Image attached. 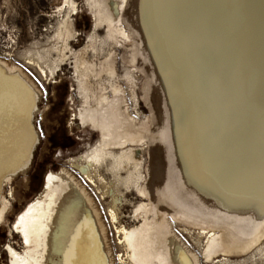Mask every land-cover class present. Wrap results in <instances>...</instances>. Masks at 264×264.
Here are the masks:
<instances>
[{
    "label": "rangeland",
    "instance_id": "1",
    "mask_svg": "<svg viewBox=\"0 0 264 264\" xmlns=\"http://www.w3.org/2000/svg\"><path fill=\"white\" fill-rule=\"evenodd\" d=\"M73 1V7H66L65 0H0V62L17 72L30 88L24 102L30 130L25 131L21 153L35 137L26 173L18 172L0 183L3 196L9 200L0 222V264H10L8 245L18 252L25 249L14 226L43 189L47 174L70 168L75 158H81L100 141L97 128L78 118L82 100L75 56L93 62L96 69H114L122 85L126 71L136 79V110L144 117L138 122L147 126L142 136V175L155 198L159 196L156 190L163 188L168 201L183 207L169 194L168 182L174 181V169L180 167L177 153L184 148L186 133L193 147L203 151L212 165L206 169L201 159L195 167L191 165L194 170L188 165L192 176L204 174L212 179L214 165L220 163L225 177L233 174L246 183L248 190L261 188L264 192V0H126L118 8V17L127 39H110L102 44L99 40L107 36L106 22L97 23L96 18L104 19V9H96L93 0ZM148 8L174 52L177 62L171 68L164 62ZM63 20L68 21L71 35L60 52L65 43L56 32ZM39 55L57 60V67L53 73L47 71V78L32 61ZM43 61L39 60L46 67ZM99 76L87 79L88 87L96 93L110 75L102 70ZM123 99L131 104L129 97ZM170 119V136H176L178 149L162 138ZM4 163L0 167H6ZM100 172L108 181L113 178L108 165L101 166ZM120 173L125 178V170ZM87 182L105 219L113 264H124V260L131 264L119 244V231L122 226L131 229L141 223L135 212L147 197L134 186L120 185L119 225L108 218L110 199L103 188L96 189ZM209 184L201 188L215 193ZM187 190L181 193L194 198L193 190ZM252 195L250 192L240 206L229 196L224 204L244 210L259 204L264 209V199L252 200ZM174 224L198 255V264H264V243L244 251L204 256L208 238L223 235L228 225L208 221L204 227L183 221Z\"/></svg>",
    "mask_w": 264,
    "mask_h": 264
},
{
    "label": "bare ground",
    "instance_id": "2",
    "mask_svg": "<svg viewBox=\"0 0 264 264\" xmlns=\"http://www.w3.org/2000/svg\"><path fill=\"white\" fill-rule=\"evenodd\" d=\"M125 1L93 0L96 9L102 7L105 11L104 19L96 18L97 23L106 22L107 36L99 40L101 44L110 39L116 41L118 38L127 39L128 33L118 17V8ZM65 2L66 7L74 5L73 0H65ZM150 9L148 8V16L152 17L150 19L149 16V19L158 46L166 66L171 68L177 60L159 26L158 19L153 16ZM70 35L69 23L63 20L56 36L62 38L65 43ZM94 37L98 38L95 35ZM65 44L60 52L67 47ZM45 57L47 56L39 55L38 59L32 61L40 73L47 78V71L53 73L57 67V60H45ZM75 57V76L82 100L78 118L97 128L101 135L100 141L80 156L81 158H75L70 168L63 167L60 171L47 174L43 189L17 218L14 229L21 236L25 249L18 252L8 245L10 264H65L66 259L72 264H113L110 240L106 238L105 233V219L98 211V203L87 180L95 185L96 189L103 188L106 198L110 199L108 218L113 223L119 222L118 211L122 203L120 185L126 188L134 186L138 193L147 197V202L142 201L138 206L135 204L138 207L135 216L140 218L141 223L132 226L131 229L122 226L119 231L122 234L119 244L125 248L128 262L131 264H198V255L191 250L190 244H187L181 233L176 230V223L174 224L176 221L200 227H204L207 221L215 225H228V227L224 226L227 229L223 235L212 234L208 238L203 252L206 258L218 251H244L264 243V209L259 204L253 206L251 210L239 207L228 208L224 204L229 196L236 200L235 205L240 206L250 192H253L250 196L252 200H262L264 199L262 189L254 188L250 191L246 188V183L235 175L228 174L225 177L220 172V163L214 165L216 174L212 179L205 177L204 174L192 176L187 169L188 165L195 167L200 159L206 169L212 165L207 162L203 151L193 147L188 133L184 136V148L177 153L180 167L174 169V181L167 184L169 194L175 196V201L186 208L176 207L173 201H168L163 188L156 190L159 196L155 198L150 191L149 182L142 175L145 160L143 155L145 142L142 136L147 131V126H140L138 122L144 117L136 110L137 99L134 93L136 79L130 71H126L122 85L119 83L121 79L115 76L114 69H103V66L96 69V64L93 62L81 61L78 56ZM43 59L46 67L39 62ZM102 70L107 71L110 76L106 80L107 83H100L99 92L96 93L88 87L87 79L100 77ZM29 89L17 72L6 68L4 63L0 62V97H2L0 157L6 162L4 163L6 167H0L1 184L18 172L26 173L28 169L35 137L32 141L29 140L25 153L20 152V147L24 143L26 132L30 130L28 121L30 115L27 117V107L24 104ZM123 97H129L131 104L128 105ZM170 123H172L171 119L167 123L166 130L161 134L162 138H166L175 149L178 145L176 136L174 134L173 137L170 136ZM103 165H108L112 170L113 178L109 181L100 172ZM124 170L126 176L122 178L120 172ZM1 184L0 222L9 204V200H6L2 194ZM202 184L214 186L216 192L201 188L204 186ZM187 189L193 190L194 198L191 199L190 193L188 195L181 193V190ZM120 259H123L122 256ZM126 262L124 260L123 263L127 264Z\"/></svg>",
    "mask_w": 264,
    "mask_h": 264
},
{
    "label": "snow or ice",
    "instance_id": "3",
    "mask_svg": "<svg viewBox=\"0 0 264 264\" xmlns=\"http://www.w3.org/2000/svg\"><path fill=\"white\" fill-rule=\"evenodd\" d=\"M0 99H2V97H0ZM41 135H43V133H41ZM2 163H3V160H2V157H0V165H2ZM65 264H72V262L66 259Z\"/></svg>",
    "mask_w": 264,
    "mask_h": 264
}]
</instances>
